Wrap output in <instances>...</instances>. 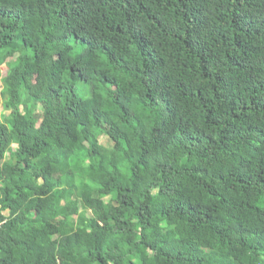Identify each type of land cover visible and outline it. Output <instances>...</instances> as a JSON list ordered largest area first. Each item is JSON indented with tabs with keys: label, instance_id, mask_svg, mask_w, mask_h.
<instances>
[{
	"label": "trees",
	"instance_id": "16d2710c",
	"mask_svg": "<svg viewBox=\"0 0 264 264\" xmlns=\"http://www.w3.org/2000/svg\"><path fill=\"white\" fill-rule=\"evenodd\" d=\"M0 82V264H264V0H0Z\"/></svg>",
	"mask_w": 264,
	"mask_h": 264
},
{
	"label": "rangeland",
	"instance_id": "374dc122",
	"mask_svg": "<svg viewBox=\"0 0 264 264\" xmlns=\"http://www.w3.org/2000/svg\"><path fill=\"white\" fill-rule=\"evenodd\" d=\"M6 74H7V67L5 66L3 68V75L6 76ZM3 87H4V84L0 82V121H2L3 119V114H5L6 112L10 114V112L6 111L5 106H4V98L2 97ZM100 140L102 143H107L109 141L108 137L105 135L101 136Z\"/></svg>",
	"mask_w": 264,
	"mask_h": 264
}]
</instances>
